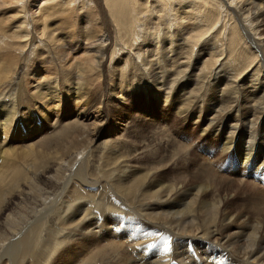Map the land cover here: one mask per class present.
Masks as SVG:
<instances>
[{
  "label": "bare ground",
  "instance_id": "6f19581e",
  "mask_svg": "<svg viewBox=\"0 0 264 264\" xmlns=\"http://www.w3.org/2000/svg\"><path fill=\"white\" fill-rule=\"evenodd\" d=\"M53 1L57 3L54 5H48V6L46 5L44 7H41L37 14L40 15L34 17L33 15L29 16L27 11L25 10V6H26L25 0H2V4L4 5V8L3 10L0 11V19H1L0 48H3V52H2L3 55H0V84H2L0 86V101L3 102L0 103L5 104V106L0 104V109L1 110L5 109V112L3 111L0 112V118L2 117L5 118L3 125L4 127L1 129H4L6 135L7 132L9 131V128L12 126V121H14L15 114L17 118L21 117L20 116L21 114L18 115L19 111L17 110V108L20 107V104L18 102L19 99L23 97L24 94L23 89L27 94L26 97L29 98L27 89L21 85L22 74L23 73L25 74V71H28L26 69H29L30 66L31 69L37 67V66L33 67V65H31L30 63L34 57L29 60V63L26 65V67H24V69L22 67V65H24V62L23 64L21 63L23 59H21L20 64H18V62L13 60V58L9 59L8 57L14 55L15 52H19L21 55H24V53L28 51L29 56L32 55H35V57L36 55L40 56L39 58L37 57L38 59H36V62L40 64V67H44L43 65L46 66V64L48 63L51 64L52 60L55 61L56 58L60 57L59 53L61 52L62 54L64 53L63 50L53 51V47L46 45L44 40L47 29L46 24L50 16L55 14H57L58 16L67 13L68 11L67 7H69V2L66 0H53ZM84 1L85 0H81V1L70 0L71 5L73 3L75 5L81 4ZM97 1H98L97 2L98 6L100 7L99 9L101 10V14L102 16L104 15L103 17H105L104 4H106V8L109 9L108 14L110 15L112 21L115 23V26L117 27L116 30L118 34L117 35L118 40H120L121 38L120 33H122L123 35H132L133 33L134 35H138V33L141 31L140 26L142 22L141 21L142 17L139 16L137 20L136 17L137 15H140L143 12L141 11V8L139 9L136 2L130 0L129 2H126V0H97ZM148 1L149 2H145V4H143L146 7L145 11L148 10L150 14L153 15L154 14L164 15V17H166L167 21L169 22L168 24H170L172 27L176 21L181 22V25L183 22H186L187 26L186 28L183 29L182 37L180 38V44H179L181 50L180 54L173 53L174 50H172V48L174 49V47H172V43H170L169 47L165 48L164 50L165 55L163 56V61L165 62L160 64L159 59H157V55L155 56L152 55L154 56L155 60L152 62L151 60L153 58L152 59L148 58L149 60L147 61V64L144 66L141 65V67H139L138 70L143 72L141 75L145 74V76H150V78H153V83L155 88L153 87V89H150L149 91L150 95L155 94L157 96L156 98L154 97L156 100L159 99V97L163 96L164 98L163 106L175 110L174 113L176 114L177 119L179 121L182 120L183 124H185L187 120H191L189 118L194 117V122H192V124L201 125V127L199 128L200 134H198L199 136L197 138L198 140L204 139L203 142L204 144L197 145L198 141L195 142L194 140L192 141L191 138L186 137V134L184 135L175 134V136L177 137H174L172 131H170L172 130L173 127L169 129L171 126L168 127V125H165L163 127L164 132H167L168 137L172 140V142L176 141L175 138L176 139L178 138L182 142V144L180 141L178 142L180 143L178 144V150H180V155L176 159L179 161H147V160L143 161L149 166L144 169V175L138 176V178L134 180V182L138 183V185L141 182H146L144 186L147 189H154L158 187L156 188V190L152 192L143 194L141 196V199L145 201L149 200L148 202L154 201V204L152 206H154V208L157 210H163L164 208L168 209V211L162 213L168 216H165L166 221L164 223L162 222L163 225L166 226V228L164 229L165 231L162 233L161 236L155 235L157 234L158 231H162L161 229H163V228L160 229V225L155 226L152 223L153 220H157L156 217L150 216L149 215L150 213L149 214L143 213L142 215L138 214L136 210L135 213L133 208L134 206L132 207L130 206L131 207L130 210H132L136 216L133 214L135 217L127 218L130 215L127 214L125 215L126 216L125 219L118 218V220L112 224H108L100 220L96 222H92L93 221L92 220L90 223H88L86 221L87 218L86 216H83L81 219L77 220L76 218L77 215H70L68 222L73 220H77L76 223L83 222V225L81 224L79 226L81 229L79 230L74 229L71 231H67L66 232L67 235L65 236L64 235L62 236L60 234L61 236L57 237L54 234L55 236L52 242V246L50 245L51 247H49L47 251H50L49 253L53 254L55 250L57 249L59 250L61 249L60 247L62 245H65L66 242H63V239L66 236L68 237L71 236L72 238H75L74 241L76 240L75 242L78 247L79 246L83 247V252H84L82 258L80 259L79 257L80 261L75 264H96L98 259L101 257L100 255L102 252L99 253L96 251L100 244L99 245L95 244L92 241V237L98 236L96 240L97 243L106 240V238H111V241L107 242L106 244L107 246L105 248H107L108 246H113L114 252L116 251L124 252L123 255L127 256L128 258L127 261L128 263L125 262L127 264H161V263L166 264L167 261H169L168 264L171 263L172 264H213L211 261H216V264H264V245H263L264 244V0H193V1L160 0V2H158V5L155 4V6H152L150 3V2L154 3L153 0H148ZM151 6L154 7L153 9H158L157 10L158 13L155 10L152 12L153 9ZM177 9H179V13L177 12L178 14L175 15V10ZM233 20H235L237 24H235ZM40 22H42V26L40 25L42 28L40 27L41 29L37 30L35 27ZM61 22L63 25H65V27H69L70 25L69 20L64 19ZM221 22L223 23L220 25ZM76 32L77 33L75 32L74 33L77 34V36H79V39H81L79 41H82L81 43H84V45H86L88 48L90 47V49H92L94 46L99 48H105L107 45V43L102 39V36H99L98 31L92 26L86 25L80 28ZM48 33L49 34L47 35L48 38L47 40H51L54 34L50 35L51 33L50 32ZM70 33H72L71 30ZM173 34L175 35V32ZM209 34L212 36V39L208 45L207 50L213 51V53L209 56L206 62H201L205 56V53L203 52L198 53V51L197 52L195 51L196 49L199 48L201 43L208 42ZM140 37H142V35ZM154 39L155 41L159 40L158 36L154 37ZM61 40H62L61 38L56 40L54 42V46H56V44L62 43ZM71 41L73 40L71 39ZM77 41H74L75 45H77L76 44ZM159 41H163V40H159ZM66 43H69L71 45V42H66ZM237 45H242L245 46L246 49H249L250 51L249 53L251 57L250 61L246 63L244 67H242V69L239 70H237V65H235L236 58L233 57ZM82 47L83 46H81V48ZM250 48L255 49L257 52H259V54L256 53L255 51L251 52ZM177 49L175 48V51ZM69 51H71L72 53V51L74 50L69 49ZM153 52H155V50H153ZM55 53L57 55L56 57H55ZM112 55L113 52H111L110 58ZM222 57L224 59L226 58L225 63L220 62ZM18 58H20V56ZM96 58L98 59V57ZM138 58L141 57L138 56ZM100 60H103V54ZM73 63L75 64V62ZM249 73L250 76L253 75L250 79L249 77H246ZM50 75L51 74H49V76ZM27 76L29 78V75ZM82 77H84V75H82ZM107 83H108L107 80H104L103 87L109 92L107 94V97H109L110 94L112 98L118 101V104L115 103L117 104L116 106H119V104H121L124 99L122 96L123 94L120 91H117V89L115 88L114 90H112L109 84ZM190 86H193V88H189ZM118 88L120 89V87ZM110 89L112 91H110ZM49 90L50 89H48L47 92ZM179 92L180 94L178 95ZM11 96L13 97L11 98ZM49 99H47V101H49ZM89 101L91 102V104H88L87 106L78 105L77 107L74 105L75 106L74 109L76 111L75 118L77 120L78 119L82 120V123H79V126L81 125L83 127L82 128L84 129L83 133L86 136V138L88 136L89 138H91V140L94 141L96 137H98L97 135L100 130V127L104 125L106 122L100 114V109H103V107L105 106L104 102H106V100L103 101V96H100V98H98L97 95V98L92 96V98ZM44 103H45L44 104L45 107H47L48 103L46 104V101H44ZM81 104H83V101ZM29 109L34 110V108H29ZM139 116L137 118H139ZM56 119L58 118L56 117L55 120ZM47 125L49 126V124ZM126 125L127 122L119 123V126L116 127L115 130L116 134L119 133L120 131H124ZM75 130H72L70 128H61L56 134H54L53 137H51L52 143L56 142V145L59 146L64 144V140H67L69 143H72L74 140V137L72 136L73 135L76 136V133L73 132L72 136H69V134L72 133L71 131H75ZM6 135H4V138L1 136L3 138V141H6L7 139ZM82 135L83 134H81L80 136ZM66 137L67 139H65ZM206 137H210V139L211 138L213 139L214 141L213 145L210 146ZM109 139L110 137L105 139V141L101 142L104 150H106L108 147L107 143L108 141H110ZM119 139L120 136L115 137L111 140L112 142H117L119 141ZM207 145L210 147H206ZM158 147L157 149H159ZM26 148H28V146H26ZM168 149L169 148H167V150ZM52 152L54 153V151ZM196 152H202L203 153L202 156L204 159H198L196 156ZM83 153L84 152H81L79 156L76 159H74V161L75 160L79 161ZM138 154H135V156ZM155 156H156L155 153H150L149 155H145L143 153L142 156L139 157V159L143 160L145 157H149L151 159L154 158ZM34 160L36 161V159ZM194 161L196 162L192 163ZM79 165L80 164H77L78 167L76 166L74 172H71L72 174L70 173L71 171L70 169L69 174L66 175L65 177L67 179L64 178V184L61 186L63 191H65L71 185L74 186L76 183L83 185L84 181L82 178L87 175L88 169H86L82 174ZM121 165L122 163L117 164V168L118 166ZM139 166L140 165H138V167ZM168 166H172V169H167L166 167ZM139 170L142 169L139 168L137 169V167H131L130 169H128V174H125L126 169L123 170L122 172H120V170L118 169L119 171L117 175L118 179L114 181V188H112L111 190H115V191L120 190L123 195H127L128 193H130L138 185L137 184L135 185L132 181L130 182L126 181L127 183L125 184H121V182L126 180L127 178H130L132 175L139 172ZM165 170H170L171 173L173 172L176 175V179L174 182L162 184L163 183L162 177L159 173ZM8 172L11 173L13 172V174L17 173L16 169H11L9 167H5L4 169L0 170V184L2 182L4 183L6 182L5 178L8 177L9 175ZM24 173L25 172H23V175ZM19 177L20 176H18V178ZM196 179H206L210 181V183H212L211 187L213 188V191L218 194L222 192H225V194L227 193L226 197H224L223 200L218 203V205L216 204L215 206H213V209L215 210L216 213V217L221 218L222 222L225 219L230 220L234 218V216H230L229 214H226L225 211L223 210V206L225 204L224 202H226V199L228 200L229 198L234 196H236L237 198H241L244 201L247 200L248 204L252 207V210L255 211V214L252 216H248L246 214L245 216L241 215V217H244L246 225L245 226L243 225L244 226L243 229L240 228L242 229V231L240 232L239 235L237 234L238 236L234 240L229 241L227 237L225 238L224 235L220 233L221 232L220 228H215L206 235L207 238L205 241V246L207 247L205 248L208 251H202L199 253L200 256L195 255V257L191 255L189 252L187 258L184 257L182 261L180 260L176 261L177 256H175V253L176 252L178 253V250H180L181 248L177 246L174 247L173 245L175 244L167 240L171 236V232H174L176 234H182L183 232H185L186 237L188 238L192 235L190 237L191 244H194L192 240L201 239L197 235V230L194 221L196 215L194 213L195 210L193 208L195 205H197V203H199V205H202V208L204 207L203 200L206 199L204 198V196L209 194L210 189L209 190L205 189L202 186L198 187V185L196 186L189 185V182L191 180H196ZM3 187H1V189ZM30 190L31 189H29V191ZM193 191L194 193H192ZM73 192L74 191H72V193ZM114 195L117 194L114 193ZM209 198L212 199V197ZM121 201H123V199H121ZM175 208L177 209L180 208V212L174 211ZM46 209L45 212L49 210ZM121 209H123L122 205H121ZM46 215L44 214V211H39L38 216L36 214L35 218H33L30 222L24 225L23 228L19 230L16 234L12 235L11 238L9 237L8 242L4 243L1 250H7L8 248H10L9 250L10 253L8 257L10 258V261L14 260L16 262L18 261V259H22V258L25 259L30 256L32 249H34V247L36 246L35 234L37 233L38 230L37 228L39 225L37 223L40 222L43 218L47 219L45 217ZM182 215H184V217L186 216L187 218H189V221L183 222V220L186 219L183 218ZM169 221H172V223L177 222L178 224L171 225ZM65 222L66 221L64 220V223ZM32 223H34L35 225ZM130 230H132V232H130ZM163 234L166 235V241L162 237ZM72 238L71 240H69L70 246L68 249L74 250L72 244L73 242L71 243ZM158 240L161 241L159 242ZM240 243L242 244L240 245ZM158 244H160L161 246H158ZM157 246L162 249L160 254H158L153 250ZM93 249L95 250V252L92 251ZM109 255H111V253H109ZM2 258H5V256L1 257V259ZM46 263L47 261L44 264Z\"/></svg>",
  "mask_w": 264,
  "mask_h": 264
},
{
  "label": "rangeland",
  "instance_id": "374dc122",
  "mask_svg": "<svg viewBox=\"0 0 264 264\" xmlns=\"http://www.w3.org/2000/svg\"><path fill=\"white\" fill-rule=\"evenodd\" d=\"M66 1L69 2V7H67L68 8L67 13H64L58 16L57 14L50 16L46 24L47 29H46V35L44 37L45 44L53 47V51H57V50L64 51L63 54L62 52L59 53L60 57L56 58L55 61L52 60L51 64L48 63L46 64V66L43 65L44 67H40V64L36 62V59H38L40 56L38 55H36V57L35 55L29 56L28 51L25 52L24 55H21L19 52H15L14 55L8 57L9 59L13 58L14 61L18 62V64H20L21 59H23L24 61L22 60L21 62L22 64L24 62V65H22L23 69L29 63V60L34 57L30 63L31 65H33V67L34 66H37V67L32 68V69H31V66L29 69L25 68L28 71H25V74L24 73L22 74V84L21 85L27 89L29 98L26 97L27 94L25 90L23 89V92H24L23 97H21L18 102L20 104V107L17 108V110L19 111L18 115L21 114L20 115L21 117L17 118L15 114L14 121H12V126L9 128L7 135L5 134L4 129H1L4 127L3 125H4L5 118L4 117L0 118V130H1L0 131V141H1L0 145L2 146V147L0 146V149L3 148L0 150V155H1L0 156V170L4 169L5 167H9L11 169H16L17 171V173H14L15 175L13 174V172L12 173L8 172L9 175L7 178H5L6 182L5 183L2 182L0 184L1 185L0 186V264L2 263L3 264H28V263L29 264H41V263L44 264L46 261H47L46 264H75V263H78L80 261L79 257L81 259L82 256L84 255L83 247L81 246L78 247L75 242L76 240L74 241L75 238H72L71 236L70 237L66 236L64 238L66 240L63 239V242H66V243L65 245H62L60 247L61 249L55 250L53 254L49 253L50 251H47V249H49V247L52 246L54 236L55 235L57 237L61 235L65 236L67 235L66 234L67 231H71L74 229H78V230L81 229L79 226L81 224L83 225V222L82 221H80L82 223H79V222L76 223V222L78 219H81L83 216L87 217L86 221L88 223H90L92 220H93L92 222H96L100 220L108 224L114 223L115 221L118 220V218L125 219L126 218L125 215L127 214H130L129 217L127 218L135 217L136 215L133 213L132 210H130L132 206H134L133 207L134 212L136 210L138 214L142 215L143 213L145 214L150 213L149 214L150 216H154L157 218V220H153L152 223L155 226L160 225V229L163 228L161 229L162 231H158L157 234H155L156 236H161L162 233L165 231L164 229L166 228V226L163 225V223L166 221L165 216H168L162 213H164L165 211H168V209L164 208L163 210H157L154 208V206H152L154 204V201L148 202L149 200L145 201L141 199V196L143 194L152 192L156 190V188L158 187L154 189H147L144 186L146 182H141L138 185V183L134 182V180H136L138 176L144 175V169L149 166L143 161H146V160L147 161H179L176 158L180 155V150H178V144L180 143L178 142L179 141L181 142V140H179L178 138L177 139L175 138L176 141L172 142V140L168 137L167 132H164L163 127L165 125H168V127L171 126L169 129L173 127L172 130L170 131H172L174 137H177L175 136V134L176 135L186 134V137L191 138L192 141L193 140L194 142L198 141L197 145L204 144L203 143L204 139L198 140L197 138L199 136L198 134H200L199 128L201 127V125L192 124V122H194V117L189 118L191 120H187L185 124H183L182 120L179 121L177 119L176 114L174 113L175 110H172L170 108L163 106L164 105L163 96L159 97V99L156 100L155 98L157 96L155 94L150 95L149 93L150 89H153V87L155 88L154 83H153V78H150V76H145V74L141 75L143 72L138 70V68L141 67V65L142 66L146 65L147 61L150 58L151 59L153 58L151 60L153 62L155 60L154 58L155 55H157V59H159L160 64L165 62L163 61V56L165 55L164 50L165 48L169 47L170 43H172V47H174V49L172 48V50H174L173 53L180 54L181 52L180 45H179L180 38L182 37L183 29L186 28L187 26L186 22H183L184 24L182 23L181 25V22L176 21L172 27L170 24H168L169 22L167 21V18L164 17V15L162 14L153 15V14H150L148 10L145 11L146 7L143 4H145V2H149L148 0H130V1L136 2L139 9L141 8V11L143 12L142 14L137 15L136 17V20L138 19L139 16L142 17L141 19L142 22L140 26L141 31L138 33V35H134V33L132 35H123L122 33H120L121 38L120 40H118V36H117L118 34L116 30L117 27L115 26V23L112 21V19L110 18V15L108 14L109 9L106 8V4H104L105 5V17H103L104 15L102 16L101 14V10L99 9L100 7L98 6L97 0H85L81 4H76V5L74 3L71 5L70 0H66ZM180 1H184V0H180ZM185 1H188V0H185ZM126 2H129V0H126ZM153 2L154 3L152 2L150 3L152 6H155V4L158 5V2H160V0H153ZM56 3L57 2L53 0L52 1L50 0L48 1L47 0H25V5H26L25 10L29 14V16L33 15L35 17V16L40 15V14L39 15L37 14L41 7H44L46 5L47 6L54 5ZM86 6H87V9H86ZM3 8H4V5L2 4V0H0V11L3 10ZM153 8L154 7H152V9ZM154 10L157 12L158 9H153L152 12ZM177 12L179 13V9L175 10V15L178 14ZM64 19L70 21L69 27H65V25L62 24L61 21ZM233 21L235 24H237L235 20ZM0 23H1V19H0ZM222 23L223 22H221L220 25ZM40 25L42 26V22L38 23L35 28L37 30H40L42 28ZM86 25L92 26L98 31L99 33L98 35L102 36V39L107 43L105 48H99V47L94 46L92 49H90V47L88 48L86 45H84V43H81L82 41H79L81 39H79V36H77V34L75 33H77L76 31H78L80 28ZM64 29H67V30H64ZM70 30L72 31V33H70ZM48 32L51 33L50 35L54 34L51 40H47L48 39L47 35L49 34ZM174 32H175V35L173 34ZM141 35L142 37H140ZM156 36H158L159 40H163V41H159V40L155 41L154 37ZM59 37L62 39L61 40L62 43L56 44V46H54V42L60 39ZM71 39L73 41H71ZM167 39L168 40L170 39L169 40L170 42ZM208 39H209L208 42L201 43L199 48L196 49L195 51V52L198 51V53H201V52L205 53V56L201 62H206L209 56L213 53V51L207 50L208 45L212 39V36L210 34H209ZM65 41L71 42V45L69 43H66ZM74 41H77L76 42L77 45H75ZM81 46H83L85 49L83 47L81 48ZM175 48L176 49L178 48V49L175 51ZM69 49H73L74 51H72L71 53ZM250 49H251V52L255 51L256 53L259 54V52H257L255 49H252V48ZM153 50H155V52H153ZM2 52H3V48H0V55H3ZM111 52H113V55L110 58ZM249 52H250L249 49H246L245 46H242V45L236 46L233 57L236 58L235 65H237V70L242 69V67H244V65L250 61L251 57H250ZM102 54H103V60H100L102 57ZM19 56L20 58H18ZM56 56L57 55L55 53V57ZM95 56L98 57V59ZM138 56L141 58H138ZM225 60L226 58L224 59L222 57L220 62L225 63ZM73 62H75V64ZM112 64H114L115 66ZM107 67H109L110 69ZM49 74L51 75L49 76ZM27 75H29V78ZM82 75H84V77H82ZM252 76H250V73H249L246 77H249L250 79ZM25 80L27 81V83ZM104 80H107L108 82L107 84H109L112 90H114L115 88L117 89V91H120L123 94L122 96L124 99L122 103L119 104V106H116L118 104V101L112 98L110 94H109V97H107V94L109 92L103 87ZM1 85L2 84H0V86ZM118 87H120V89ZM189 88H193V86H190ZM48 89L50 90L47 92ZM111 89L110 91H112ZM77 94L79 97L77 96ZM179 94L180 92L178 93V95ZM97 95H98V98H100V96H103V101L106 100V102H104L105 106L103 107V109H100V114L106 122L104 125L100 127V130L97 135L98 137H96V139L93 141L91 140V138H89L88 136L86 138V136L84 135L83 133L84 129H82L83 127L81 125L79 126V123H82V120L80 119L77 120L75 118L76 111L74 108L75 106L78 107V105L87 106L88 104H91L89 100L92 98V96L97 98ZM12 97L13 96H11V98ZM49 98H51L52 100ZM47 99H49V101H47ZM44 101H46V104L47 103L49 104V105L47 104V107H45ZM82 101H83V104H81ZM0 102H3V101H0ZM0 104L5 106V104L3 103H0ZM29 108H34V110H30ZM2 111L5 112V109L3 110L0 109V112ZM55 115L59 119V121L58 119H56L57 121L55 120L56 118ZM138 116L139 118H137ZM122 122L124 123L127 122L126 128L124 129V131H120L119 133H117L118 134L117 135L115 132L116 127H118L119 123H122ZM47 124H49L50 127ZM74 127L76 130L74 129ZM61 128H70L72 130H75V131H71L72 133L69 134V136H72L73 132L76 133V136L74 135L72 136L74 137V140L72 143H69L67 140H64V144L60 146L56 145V142L52 143L51 137H53L54 134H56ZM81 134L83 135L80 136ZM4 135L7 136L6 141H3ZM118 136H120L119 141L112 142L111 139L118 137ZM108 137H110L109 139L110 141H108L107 143L108 144L107 149L104 150L101 142L105 141V139H107ZM65 139H67V137ZM206 139L209 142L210 146L213 145L214 141L212 138L210 139V137H206ZM166 141H169V142H166ZM90 142L92 143V145ZM160 142L163 144H161ZM168 143H171V144H168ZM138 145H140L141 147ZM26 146H28V148H26ZM66 146L68 149L66 148ZM210 146L207 145L206 147H210ZM157 147L159 149H157ZM63 148L64 149L66 148V149L64 150ZM167 148H169L170 150L169 149L167 150ZM40 151L41 152L43 151L42 152L43 154ZM52 151H54V153ZM80 151L84 152L82 154V157H80L79 161L78 160L74 161V159H76L81 153ZM143 153L145 155H149L150 153H155L156 156L151 159L149 157H145L143 160H140L139 157L142 156ZM135 154H138V155L135 156ZM202 155H203L202 152H196V156L198 159H204ZM34 159H36V161ZM195 162L196 161L192 163H195ZM121 163L122 165L118 166L117 168V164H121ZM77 164H80L79 166L82 171V174L86 169H88L87 175L82 178L84 181L83 185L76 183L74 186L71 185L65 191H63L61 186L64 184V178L66 177V175L69 174L70 169H71L70 173L74 172ZM138 165L140 166L138 167ZM129 167L130 168L137 167V169L139 168L142 170H139V172L132 175L130 178H127L126 180L122 181L121 184H125L127 182L132 181L135 185L137 184L138 186L134 188L127 195H123L120 190L118 191L111 190L112 188H114V181L118 179V176H117L119 172L118 169L120 170V172L126 169L125 174H128V169H130ZM166 168L172 169V166H168ZM23 172H25L26 174L24 173L23 175ZM159 174L162 177V181H163L162 184L172 183L176 179V175L173 172L171 173L170 170H165L163 172H160ZM18 176L20 177L18 178ZM3 184H4V187H3ZM211 184L212 183H210V181L206 179H196V180H191L189 182V185H193V186L198 185V187L202 186L205 189H208V190L210 189V192L209 194L204 196V198L206 199L203 200V205H204L203 208H202V205H199V203H197V205H195L193 208L195 210L194 213L196 215L194 221H195V227L197 230V235L202 240L201 239L192 240L194 244H191L190 237L192 235L188 238L186 237L185 232H183L182 234H176L170 231L171 236L167 240L175 244L173 245L174 247L177 246L181 248L180 250H178V253L177 252L175 253V256H177L176 261L178 260L182 261L184 257L187 258L189 252L191 255L195 257V255H199V253L202 251H208L205 248L207 247L205 246V241L207 238L206 235L207 233H209L211 230L215 228H220L221 230L220 233H222V235H224L225 238L227 237L229 241L234 240L240 234L243 227L246 225L244 217H241V215L245 216L246 214L248 216H252L255 214V211L252 210V207L248 204L247 200L244 201L241 198H237L236 196H234V197L229 198L228 200L226 199V202H224L225 204L223 206V210L225 211V213L229 214L230 216H234V218L230 220L225 219L222 222L221 218L216 217V213H215V210L213 209V206H215L216 204L218 205V203L222 201L224 197H226L227 193L225 194V192H222L218 194L214 192L213 188L211 187ZM1 187H3L4 189L3 188L1 189ZM29 189L31 190L29 191ZM72 191L74 192L72 193ZM114 193L117 195H114ZM192 193H194V191ZM209 197H212V199ZM121 199H123V201H121ZM121 205L123 209H121ZM46 208L49 210H47ZM45 209L47 210V212H45ZM39 211H44V214L45 215L47 214L45 216L47 219L43 218L40 222L37 223L39 225L37 228L38 234L37 233L35 234L36 236L35 245L36 246L34 247V249H32L29 257L25 259L23 258L18 259V261L16 262L14 260L10 261V258H8L9 253H10L9 251L10 248H8L7 250H1V248L3 247L5 242L9 241L8 240L9 237L11 238L12 235L16 234L19 230H21L24 225H26L33 218H35L36 214L38 216ZM174 211L180 212V208L179 209L175 208ZM57 214L59 215V217ZM70 215H77L76 216L77 220L68 222ZM182 217L186 219V220H183V222L189 221V218H187L186 216L184 217V215H182ZM64 220L67 223L66 222L64 223ZM169 222L171 225L178 224L177 222H173V223L172 221H169ZM132 230H130V232H132ZM162 237L166 241V235L163 234ZM71 238H72L71 243L73 242L72 244H73L74 250L68 249L70 246L69 240H71ZM97 238L98 236L92 237V241L95 244H98V245L100 244L99 245L100 248L98 246V249L96 251L99 253L101 252L102 253L100 255L101 257L99 259L97 258L98 261L96 262V264H127L128 263L127 256L123 255L124 252L122 251L114 252L113 246H108L110 248L108 247L105 248L107 246L106 245L107 242L111 241V238H106V240H103L99 243H97L96 241ZM158 241L160 242L161 240H158ZM241 244L242 243H240V245ZM158 246H161V245L158 244ZM158 246L154 248L153 250L157 252L158 254H160L162 249ZM92 251L95 252L94 249ZM109 253H111V255H109ZM3 256H5V258L1 259V257ZM172 258H173V255H172ZM211 262L213 264H216V261H211ZM168 263L169 261L166 262V264Z\"/></svg>",
  "mask_w": 264,
  "mask_h": 264
}]
</instances>
